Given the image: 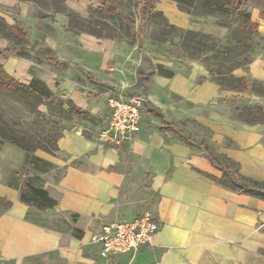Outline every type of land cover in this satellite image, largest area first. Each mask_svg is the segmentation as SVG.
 <instances>
[{"label":"crops","instance_id":"0c3cea01","mask_svg":"<svg viewBox=\"0 0 264 264\" xmlns=\"http://www.w3.org/2000/svg\"><path fill=\"white\" fill-rule=\"evenodd\" d=\"M261 9L255 22L264 37ZM232 75L250 84L223 89L201 71L153 78L147 92L155 113L144 104L129 145L101 144L74 129L60 136L56 155L35 151L50 164L37 178L38 188L56 200L52 208L20 200L24 178L0 179V198L9 203L0 214V264H264L262 201L217 182L222 171L205 153L237 178L264 182V95L251 87L264 85V57ZM113 94L105 96L103 129ZM148 212L157 224L153 243L106 263L92 237Z\"/></svg>","mask_w":264,"mask_h":264},{"label":"rangeland","instance_id":"374dc122","mask_svg":"<svg viewBox=\"0 0 264 264\" xmlns=\"http://www.w3.org/2000/svg\"><path fill=\"white\" fill-rule=\"evenodd\" d=\"M152 2L161 15L141 24L135 0H0V67L14 81L41 89L31 94L0 89V136L29 147L26 152L0 138L2 181L24 178L41 187L39 171L27 165V158L34 151L56 155L51 148L65 130L81 129L82 136L96 139L107 122L105 96L111 93L145 97V112L155 113L147 91L158 75H209L212 70L210 81L235 87L231 70L264 57L263 35L243 31L236 17L196 7L182 10L173 0ZM247 3L255 22V11L264 3ZM128 24L135 37L128 34ZM199 42L208 48L203 50ZM252 88L264 95L261 82H253ZM83 101L85 117L66 113L68 106L77 109ZM55 174L58 178L61 171ZM216 181L231 187L224 176ZM257 199L264 205V196ZM8 206L0 198V214Z\"/></svg>","mask_w":264,"mask_h":264},{"label":"trees","instance_id":"16d2710c","mask_svg":"<svg viewBox=\"0 0 264 264\" xmlns=\"http://www.w3.org/2000/svg\"><path fill=\"white\" fill-rule=\"evenodd\" d=\"M137 6L139 7V16H140V21L141 24L147 22L148 19H151L152 17L156 15H161L160 11H157L155 9V6L152 2V0H135ZM176 2L177 6H179L180 9L184 10L186 9L185 7H196V9L201 10L202 12H206L208 14H217L221 15L224 17H236L243 22V31L248 32L251 36H258L259 31H258V24L256 22L251 21V12L247 9V2L248 1H256V2H263L264 0H173ZM260 17L264 18V11L261 9L260 10ZM128 29V34L132 37H135V32L134 28L128 24L127 26ZM196 37V36H195ZM194 41V40H193ZM200 46L203 50H206L208 47L204 46L203 43L199 42L197 44ZM201 49V50H202ZM8 54V51L5 53ZM48 63H52L50 59L47 60ZM251 62H247L246 65H250ZM57 65V64H56ZM245 65V66H246ZM246 66V67H247ZM237 69H242V65L236 66L234 70H231L230 75H232V72L237 70ZM214 71L209 70V75L214 76ZM171 73L168 72L166 74L167 77L172 78ZM233 78V83L237 84L238 86L235 87H229L230 89H235V90H243L246 89V87L250 84L249 81L247 80L246 76H243V78H236L232 75ZM216 83V82H215ZM218 84L221 88L223 89H229V88H224L221 83H216ZM252 87V83H251ZM4 89L7 92L10 93H21V94H31V92H37L38 90H41L39 85L35 83H30V85H23L17 81H14L8 74L5 73L3 68L0 67V89ZM68 114H73L77 117H85L84 112L72 108L71 106H68V109L66 111ZM248 120L249 121H255L256 117H251L253 112L248 111ZM257 112H254L256 114ZM254 120H253V119ZM259 120L264 122V116H261ZM2 141H6L16 147H19L23 149L24 151L28 152L29 147L26 145H21L17 143L13 138L7 137V136H0ZM51 151L57 152V141L55 142V146L51 148ZM35 152V151H34ZM33 152V153H34ZM47 153V152H46ZM49 153V152H48ZM205 153L207 154L208 159L211 162V165L214 168H219L222 171L223 176L229 181L231 187L229 188L231 191H235L241 194L245 195H250L253 197L260 198L264 196L262 193L261 189L262 184L261 182L253 181L251 179H244L241 178V180H247L248 183H242L239 178H237L234 174H231L229 171H227L225 168L222 167V165L216 160L209 152L207 149H205ZM27 165L31 166V168L36 169L39 172H45L47 169L50 167V164L40 158L32 156L30 158H27ZM36 165H41L45 166L46 170H41L38 169ZM24 189L26 193H20V200L28 205H36L38 208H41L43 210L52 208L56 205V200H54L46 191L38 188V187H33L31 186L28 182H24Z\"/></svg>","mask_w":264,"mask_h":264},{"label":"built area","instance_id":"2783aa9c","mask_svg":"<svg viewBox=\"0 0 264 264\" xmlns=\"http://www.w3.org/2000/svg\"><path fill=\"white\" fill-rule=\"evenodd\" d=\"M145 102V97L126 96L122 92L106 98L109 124L97 134L98 142L117 148L131 144L140 131ZM156 230L157 224L148 212L134 217L131 221L120 220L106 225L91 241L100 245L107 263L115 256L134 252L140 246L151 245Z\"/></svg>","mask_w":264,"mask_h":264}]
</instances>
